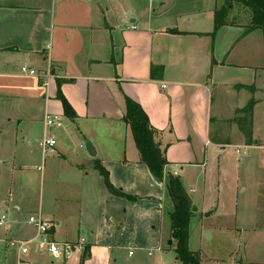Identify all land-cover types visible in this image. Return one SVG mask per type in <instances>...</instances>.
I'll return each instance as SVG.
<instances>
[{
  "label": "crops",
  "instance_id": "obj_1",
  "mask_svg": "<svg viewBox=\"0 0 264 264\" xmlns=\"http://www.w3.org/2000/svg\"><path fill=\"white\" fill-rule=\"evenodd\" d=\"M157 1L0 0V102L18 108L16 114L10 111L12 123L25 122L22 115L29 111L40 115L38 144L43 135L56 141L49 154L40 151L49 164L37 166L43 176L38 207L15 203L14 217H22L25 208L50 223L51 239H86L83 251L68 259L54 258L34 242L26 254L4 247L5 264H17L19 258L25 264H79L84 250L82 264H167L163 233L168 229L173 246L172 205L164 181L140 161L131 130L121 120L126 97L140 104L157 130L155 140L167 161L164 172L180 177L202 232L219 227L210 219L222 214V177L232 157L227 148L264 151V141L254 136L260 100L255 93L264 87V42L261 30L246 31L249 12L232 7L228 24L214 31V11L224 0H160L156 7ZM152 65L161 66L160 79L151 77ZM23 66L36 74L23 72ZM58 87L74 119L64 116ZM251 98L256 101L254 143L247 145L232 118ZM46 114L62 120L56 133L47 131ZM34 116L28 115L22 139L33 136ZM11 134L16 143V133ZM0 135L9 136L3 130ZM30 157L24 148L22 162ZM97 162L115 188L139 199L112 194ZM257 170L260 196L264 171ZM44 184L47 194L53 191L45 203ZM228 192L231 196L232 188ZM29 226L17 240L35 236L36 228Z\"/></svg>",
  "mask_w": 264,
  "mask_h": 264
},
{
  "label": "rangeland",
  "instance_id": "obj_2",
  "mask_svg": "<svg viewBox=\"0 0 264 264\" xmlns=\"http://www.w3.org/2000/svg\"><path fill=\"white\" fill-rule=\"evenodd\" d=\"M159 3L160 0L156 2V7ZM190 5L192 4L190 3ZM194 20L195 18H193ZM255 96L260 100L257 101L254 108V136L263 142L264 87L260 89L259 93H255ZM2 106L0 102V130L9 135H0V216H6V223L0 225V264H5L8 262V256L4 247H9L11 250L17 247V244L10 245V241L21 239L24 229L31 228L27 223L31 211L27 209L38 207L40 193H42L40 185L43 176L37 166L48 165L49 157L46 160L42 158L39 140H37L43 125L40 115L37 118L35 113L29 111L25 116L22 115V118L26 119L25 122L23 120L19 123L14 120L12 123L8 121V118L11 112L18 113V108ZM36 111L37 108L32 110V112ZM28 115H35L34 118H37L31 120L34 128L33 136H30L29 139L27 137L22 139L26 135L25 126ZM63 122L65 125L67 120L63 118ZM49 130L52 133L58 131L57 129H47V131ZM12 131L17 136L16 143L13 144L11 143ZM81 144L82 147L85 145L83 139ZM24 148L29 150L31 157L29 161L22 162ZM236 148L233 146L227 148L232 157L230 167L222 177L225 186L221 206L222 214L218 219H210V221L216 222L214 225L219 226L218 230L202 232L198 223L200 216L195 214L191 218L189 245L190 249L198 251L204 256L201 264H264V187L260 191V196H258L256 187L257 169L261 168L264 171V151L254 148V146L247 148L241 145L238 148L240 153H238ZM240 155L241 160L239 159ZM227 185L229 189L232 188L231 196L228 194ZM242 188L245 190L243 191ZM46 189L47 184H44V203L49 199L48 194L53 192L50 191L47 194ZM21 201H25L27 209H23L22 217L16 218L14 217L13 204L21 203ZM164 232L167 264H181L176 259L174 245L169 246L168 244V229H165ZM202 233L204 235L201 241ZM157 256L158 254L154 253L153 258H157Z\"/></svg>",
  "mask_w": 264,
  "mask_h": 264
},
{
  "label": "trees",
  "instance_id": "obj_3",
  "mask_svg": "<svg viewBox=\"0 0 264 264\" xmlns=\"http://www.w3.org/2000/svg\"><path fill=\"white\" fill-rule=\"evenodd\" d=\"M234 6L242 7L249 12L250 22L246 26V31L254 29L261 30L264 42V0H224L221 7L214 11V31L220 26L228 24V12ZM150 73L152 78L160 79L162 77L161 66L152 65ZM240 87H242V85L237 86V88ZM246 88L251 90L250 87ZM56 97L62 103L64 116L69 119H74L76 113L70 103L62 95L59 87ZM255 102L256 101L251 98L244 107L236 109V114L232 118V122L237 125L239 131L243 134L244 141L247 145H252L254 143L252 138V120ZM121 120L127 124L131 130L140 155V161L146 164L154 177L164 181L166 196L172 205V210L169 212L170 237L175 243L173 248L176 250V259L179 260L181 264H201L199 252L190 249L188 245L189 223L194 213L191 201L183 188L180 177L164 172L167 161L164 150L159 147V143L155 140L157 130L150 124L149 118L140 104L129 97L125 98V111ZM96 170L102 176L106 188L112 194L125 197L132 202L139 199L137 196L124 193L121 188H115L109 180V173L100 162L96 163ZM84 252L79 260V264L83 263L85 257Z\"/></svg>",
  "mask_w": 264,
  "mask_h": 264
},
{
  "label": "built area",
  "instance_id": "obj_4",
  "mask_svg": "<svg viewBox=\"0 0 264 264\" xmlns=\"http://www.w3.org/2000/svg\"><path fill=\"white\" fill-rule=\"evenodd\" d=\"M132 28L135 26L132 25ZM23 72H28L29 74H36L35 70L27 69V67H22ZM46 76H50V73H48ZM163 87H165V84H163ZM44 123L46 124L45 127L47 129H56L62 127L63 123L59 116L54 114H46L44 117ZM56 144V141L51 136L43 135L42 139L40 140V147L43 152V154L48 153L52 147ZM239 148V147H238ZM236 148V151L240 153V150ZM39 170L42 169V167H38ZM27 222L32 225L34 228H36V234L34 237L27 241H20V240H13L10 242L11 245L17 244V249L20 254H26L29 252L28 244L31 242L36 243L38 248L46 253H48L50 256L54 258H64L68 259L73 256L74 253H81L86 245V239L84 237H79L76 241H56L49 237L48 229L50 227V223L43 219L41 214L37 213L34 215H30L28 217ZM6 223V216L1 215L0 216V225H4ZM19 263L17 264H25L19 258Z\"/></svg>",
  "mask_w": 264,
  "mask_h": 264
},
{
  "label": "water",
  "instance_id": "obj_5",
  "mask_svg": "<svg viewBox=\"0 0 264 264\" xmlns=\"http://www.w3.org/2000/svg\"><path fill=\"white\" fill-rule=\"evenodd\" d=\"M86 148H87V151H88L91 155H93V156L95 155V152H94V149H93L91 143H87V144H86ZM169 244H171V240L169 241Z\"/></svg>",
  "mask_w": 264,
  "mask_h": 264
}]
</instances>
